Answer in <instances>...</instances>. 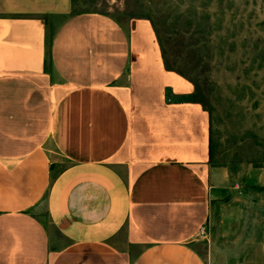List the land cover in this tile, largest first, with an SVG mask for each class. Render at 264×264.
Instances as JSON below:
<instances>
[{"label": "crops", "instance_id": "0c3cea01", "mask_svg": "<svg viewBox=\"0 0 264 264\" xmlns=\"http://www.w3.org/2000/svg\"><path fill=\"white\" fill-rule=\"evenodd\" d=\"M190 89L145 18L0 0V264H207L210 124Z\"/></svg>", "mask_w": 264, "mask_h": 264}, {"label": "rangeland", "instance_id": "374dc122", "mask_svg": "<svg viewBox=\"0 0 264 264\" xmlns=\"http://www.w3.org/2000/svg\"><path fill=\"white\" fill-rule=\"evenodd\" d=\"M73 11L153 24L191 88L180 99L209 114V212L195 247L207 264H264V0H73Z\"/></svg>", "mask_w": 264, "mask_h": 264}, {"label": "trees", "instance_id": "16d2710c", "mask_svg": "<svg viewBox=\"0 0 264 264\" xmlns=\"http://www.w3.org/2000/svg\"><path fill=\"white\" fill-rule=\"evenodd\" d=\"M152 26H153V24H152ZM153 28H154V26H153ZM154 31H155V33H156V36H157V39H158V43H159V46H160V49H161V53H162V58H163L164 65H165V67H166L167 69L173 70V69L169 68V66H168V64H167V62H166L165 54H164V50H163V46H162V43H161V41H160V39H159L158 33H157V31L155 30V28H154ZM176 99H177V98H176ZM181 101H190V100H184V99L181 98ZM195 102H198V101L195 100ZM201 104H203V103H201Z\"/></svg>", "mask_w": 264, "mask_h": 264}, {"label": "built area", "instance_id": "2783aa9c", "mask_svg": "<svg viewBox=\"0 0 264 264\" xmlns=\"http://www.w3.org/2000/svg\"><path fill=\"white\" fill-rule=\"evenodd\" d=\"M206 233V227L205 225H201L198 231V235H205Z\"/></svg>", "mask_w": 264, "mask_h": 264}]
</instances>
